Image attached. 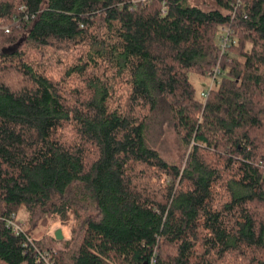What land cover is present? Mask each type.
I'll use <instances>...</instances> for the list:
<instances>
[{
    "label": "trees",
    "instance_id": "obj_1",
    "mask_svg": "<svg viewBox=\"0 0 264 264\" xmlns=\"http://www.w3.org/2000/svg\"><path fill=\"white\" fill-rule=\"evenodd\" d=\"M0 20V264H41L38 251L55 264H264V0H0ZM224 25L235 42L222 53ZM104 28L98 55L129 73L111 114L98 75L66 71L84 76L81 100L24 60ZM217 64L198 98L190 73ZM165 123L179 162L161 152ZM75 182L89 212L56 248L45 232ZM22 208L35 247L5 227Z\"/></svg>",
    "mask_w": 264,
    "mask_h": 264
},
{
    "label": "rangeland",
    "instance_id": "obj_2",
    "mask_svg": "<svg viewBox=\"0 0 264 264\" xmlns=\"http://www.w3.org/2000/svg\"><path fill=\"white\" fill-rule=\"evenodd\" d=\"M96 19H98V17ZM109 36L113 35H108L105 28L101 32L94 31L91 33L90 37L79 41L75 45V48L70 52L54 51L48 47H27L24 51V60L35 64L38 69L42 71L44 70L49 75H54L55 77H65L64 74L68 69L76 68L77 66L82 67L81 72L84 75L93 72L105 82L108 89L109 97L105 104L106 113L111 114L115 110L120 112L118 105L120 104L121 99L125 96V91L129 88L126 81L129 77V73L123 71V73L119 74L114 63L109 60L108 56L98 55L100 50H103L102 48H104L103 54L108 51L107 48L111 43L109 40H112ZM101 42L104 46H101ZM82 73L76 71L71 72L65 77L63 86L67 94L70 93V90L76 89L78 97L81 100H85L89 96V93L85 88V79H82ZM190 80L196 88L197 97L203 99V97L200 96V93L208 89L209 78L207 76H199L195 73H190ZM77 106L81 109L83 108V111L86 110L85 107L78 103ZM163 129L164 131L160 136L162 146L161 152L171 160L179 162L182 153V146L167 123L164 124ZM68 137L72 141L75 139V129H72L68 133ZM66 198L71 206V211H69L67 218L64 220L53 221L49 229L45 232L47 237L54 238L53 230L61 228L68 235L67 239L57 241L56 248H62L63 242L72 238L73 230L78 225V220L76 219L75 214L83 219L88 214L91 204L89 194L84 189L82 182H75L69 186L66 192ZM17 217L20 221L25 220L26 212L23 208L18 212ZM40 235L41 232L38 233L36 237H40Z\"/></svg>",
    "mask_w": 264,
    "mask_h": 264
},
{
    "label": "built area",
    "instance_id": "obj_3",
    "mask_svg": "<svg viewBox=\"0 0 264 264\" xmlns=\"http://www.w3.org/2000/svg\"><path fill=\"white\" fill-rule=\"evenodd\" d=\"M147 0H132V2L134 4H136L137 2H145ZM166 12V6L162 7V13L164 14ZM0 26L5 30V32H8V26H6L5 24H3V20H0ZM220 30L222 32L220 40H221V52L224 53L227 50V47L229 46V42L230 40H232L233 38L230 37V30L229 27L224 25V26H220ZM232 42H235V39L232 40ZM221 68L220 66L217 64L211 71L208 72V78H209V87H212L215 83L218 82L219 77L221 75ZM202 95L204 97L207 96L206 92H203ZM5 227L10 230L14 235H24L26 241L24 242V246H28L29 244H33V241L35 240L34 238H32L31 236L27 235L25 232V228H24V224L22 221H20L17 217L16 214H11L9 217L3 218ZM35 247V245L33 246ZM39 261L41 262V264H55L51 255L48 252H40L38 251L37 253Z\"/></svg>",
    "mask_w": 264,
    "mask_h": 264
},
{
    "label": "water",
    "instance_id": "obj_4",
    "mask_svg": "<svg viewBox=\"0 0 264 264\" xmlns=\"http://www.w3.org/2000/svg\"><path fill=\"white\" fill-rule=\"evenodd\" d=\"M53 236L56 241H63L68 238V235L61 228L54 229Z\"/></svg>",
    "mask_w": 264,
    "mask_h": 264
}]
</instances>
